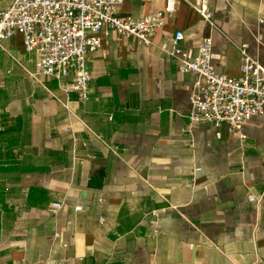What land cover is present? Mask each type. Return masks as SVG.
<instances>
[{
    "label": "crops",
    "instance_id": "1",
    "mask_svg": "<svg viewBox=\"0 0 264 264\" xmlns=\"http://www.w3.org/2000/svg\"><path fill=\"white\" fill-rule=\"evenodd\" d=\"M199 1L177 0L152 44L103 34L85 104L34 76L21 35L3 41L0 264H264V113L234 133L191 125L198 76L160 49L182 31L192 57L212 37L221 73H240L242 43L264 66V0H208L215 29ZM166 5L124 0L117 13Z\"/></svg>",
    "mask_w": 264,
    "mask_h": 264
},
{
    "label": "built area",
    "instance_id": "2",
    "mask_svg": "<svg viewBox=\"0 0 264 264\" xmlns=\"http://www.w3.org/2000/svg\"><path fill=\"white\" fill-rule=\"evenodd\" d=\"M123 2L12 0L9 8L0 9V46L4 40L21 35L25 51L36 56L34 76L57 80L66 93L77 94L78 101L85 104L92 80L89 59L101 47L102 35L113 31L135 37L140 44H152L153 35L166 24L167 15L176 10L177 4V0H167L164 11L135 19L117 13ZM193 6L204 21L217 28L208 0ZM183 39L184 33L177 31L160 49L177 62L180 73L198 76L189 97L191 125L203 123L216 129L225 126L234 133L264 113V66L250 54L246 43L238 45L240 73L229 76L217 71L213 63L211 36L201 39L195 57L183 47ZM53 207L59 209L62 203ZM166 211L167 208L155 209L149 215L156 217Z\"/></svg>",
    "mask_w": 264,
    "mask_h": 264
}]
</instances>
